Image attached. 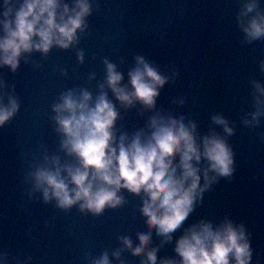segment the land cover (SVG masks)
Masks as SVG:
<instances>
[{
	"label": "water",
	"instance_id": "water-1",
	"mask_svg": "<svg viewBox=\"0 0 264 264\" xmlns=\"http://www.w3.org/2000/svg\"><path fill=\"white\" fill-rule=\"evenodd\" d=\"M61 2L71 9L76 0ZM249 2L89 0L85 27L69 48L23 53L15 71L0 65V104L7 106L10 99L18 104L0 126V264H95L105 255L109 264H149L147 253L153 249L156 264H180L176 242L187 230L226 221L243 227L252 253L249 264H264V95L257 90V85L264 88V37L250 40L243 27L257 13L264 15V0H255L256 8L242 15ZM13 3L18 7L22 0ZM139 58L166 79L150 109L139 101L123 105L107 83L110 63L122 76L119 86L131 91L129 73ZM69 92L76 97L88 92L93 106L101 94L107 96L118 113L117 143L138 133L147 139L154 118L182 116L185 124H195L197 143L206 136L227 143L233 172L209 171L208 186L171 239L142 214L143 192L121 189L122 204L100 214L81 210L79 203L61 208L55 198L46 201L34 173L55 170V161L61 168L77 163L62 146L65 137L54 111ZM214 117H221L231 134ZM178 161L176 155L173 162ZM199 167L203 187L207 161L202 158ZM142 231L150 238L133 252L123 241L134 248Z\"/></svg>",
	"mask_w": 264,
	"mask_h": 264
},
{
	"label": "clouds",
	"instance_id": "clouds-1",
	"mask_svg": "<svg viewBox=\"0 0 264 264\" xmlns=\"http://www.w3.org/2000/svg\"><path fill=\"white\" fill-rule=\"evenodd\" d=\"M2 7L0 65L13 71L23 53L36 50L47 54L53 46L69 48L76 42L77 32L83 31L85 18L90 14L89 0H76L71 9L61 0H22L18 7L13 0H3ZM254 8L255 0H251L242 15ZM243 27L250 40L264 37V15L257 13ZM138 65L129 73L131 91L119 86L122 76L110 63L107 83L123 105L139 101L150 109L166 79L142 58L138 59ZM257 90L264 95V88L257 85ZM61 100L54 111L58 130L65 137L62 146L77 163L61 168L59 161H55V170L41 168L34 173L36 187L43 190L44 199L55 198L61 208L79 203L81 210L100 214L106 207L122 204L118 195L121 189L134 194L143 192L147 199L142 214L150 226H156L158 234L171 239L170 234L193 211L197 198L208 186L209 171L219 176L233 172V155L227 143L218 136H206L197 143L195 124H185L182 116L154 118L147 139L142 140L138 133L130 142L121 136L117 143L113 128L118 113L105 94L95 100L94 106L88 92L79 97L69 92ZM17 111L14 99L7 106L0 104V126ZM259 114V111L253 114V119ZM214 119L231 134L232 129L221 117ZM176 155L178 163L173 162ZM202 158L207 161L203 187L199 167ZM149 238L150 233L142 231L140 243L134 248L128 239L123 243L139 252ZM175 251L181 258L180 264H249L252 258L243 227H234L230 221L216 228L203 222L193 225L177 240ZM147 259L149 264H156L155 249L147 253ZM95 264H109L107 255ZM161 264L175 262L164 260Z\"/></svg>",
	"mask_w": 264,
	"mask_h": 264
}]
</instances>
